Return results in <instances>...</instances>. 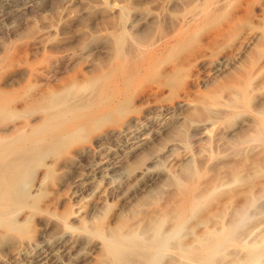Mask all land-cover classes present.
<instances>
[{
  "label": "rangeland",
  "instance_id": "1",
  "mask_svg": "<svg viewBox=\"0 0 264 264\" xmlns=\"http://www.w3.org/2000/svg\"><path fill=\"white\" fill-rule=\"evenodd\" d=\"M14 1L0 5V158L5 161L0 165L17 154L28 158L17 185L18 195H27L22 203L34 205V215L50 211L68 217L75 229L124 222V232L153 228V235L164 237L176 228L171 245L184 249L190 264H200L205 257L190 250L202 244L207 252L221 242L233 214L251 201L233 242L204 263L264 264V0H40L27 8L25 0ZM235 78L248 89L239 98L228 88ZM53 113V121L43 125ZM81 120L89 121L77 130ZM205 121L212 122L206 132L196 127ZM160 128L162 135L130 156L122 148L126 138L112 134L113 129L152 134ZM92 163L105 170L118 166L127 178L114 186L100 178L91 183ZM146 166L148 175L133 177ZM97 185L99 197L87 193ZM17 206L13 218L22 225L19 230L0 228L1 264L18 263L12 247L46 226L24 221L22 205ZM94 206L98 217L92 219ZM52 247L44 250L45 264L83 260L78 247L73 253ZM165 256L156 264H180ZM134 259L151 264L145 254Z\"/></svg>",
  "mask_w": 264,
  "mask_h": 264
},
{
  "label": "bare ground",
  "instance_id": "2",
  "mask_svg": "<svg viewBox=\"0 0 264 264\" xmlns=\"http://www.w3.org/2000/svg\"><path fill=\"white\" fill-rule=\"evenodd\" d=\"M40 0H25L24 4H23V7L24 8H27L29 6H32L33 4L35 3H38ZM46 2V1H45ZM49 2V1H48ZM11 3H15L14 0H0V5H10ZM18 3V2H17ZM22 4V3H21ZM14 5V4H13ZM6 7V6H5ZM9 7V6H8ZM14 7V6H13ZM17 9V8H16ZM21 8L18 9V11L21 12ZM17 11V10H16ZM23 11V10H22ZM19 12V13H20ZM14 13V12H13ZM21 14V13H20ZM246 37V36H245ZM249 37L250 36H247L245 39H244V42H247L249 41ZM243 40V39H241ZM240 40V41H241ZM242 53V52H241ZM221 60V59H220ZM226 59L222 60L221 62L219 63H216V64H221L223 61H225ZM226 63V62H225ZM223 64V63H222ZM121 65V64H120ZM214 67V66H213ZM217 67V66H216ZM122 68V67H121ZM219 69V68H218ZM244 77V76H243ZM242 77V78H243ZM238 79L239 76L237 77ZM245 79V78H244ZM233 81V84L230 85V87H228L231 92H232V97H235V98H239L240 96L242 97V95L245 93V90L247 91V86L246 85H243L242 81L238 80L236 81V78L235 80H232ZM74 85V84H73ZM72 85V86H73ZM69 89V87H68ZM67 89V90H68ZM73 89V87H72ZM71 91V89H69ZM229 90V91H230ZM68 93V92H66ZM234 93V94H233ZM248 94V93H247ZM235 95V96H233ZM53 96V95H52ZM51 96V97H52ZM247 96V95H246ZM53 98V97H52ZM50 97H48L47 99H45V101H49ZM181 99V98H180ZM184 98H182L181 100H183ZM242 99V98H241ZM248 99V98H247ZM186 100V99H184ZM240 100V99H238ZM189 101V100H188ZM243 101V100H242ZM51 102V101H50ZM109 102V101H108ZM180 102V101H179ZM247 102V101H246ZM114 103V102H112ZM177 103V102H176ZM234 103V102H233ZM240 103V102H239ZM72 104V102L69 103V105ZM187 103L185 101H181L179 103L180 106H183V105H186ZM231 104V103H230ZM235 104V103H234ZM233 104V105H234ZM168 105V104H167ZM246 105V104H245ZM112 106V105H111ZM191 106V105H190ZM247 106V105H246ZM185 107V106H184ZM108 108V107H107ZM110 108V107H109ZM165 108V107H164ZM160 109V108H159ZM162 109V108H161ZM160 109V110H161ZM176 108L174 107V110ZM51 109H44L43 111L44 112H47ZM159 110V111H160ZM167 110V109H166ZM107 111V110H106ZM112 112V109L110 110ZM114 112V111H113ZM161 112V111H160ZM107 113V112H105ZM109 113V112H108ZM166 113V112H165ZM104 114V113H103ZM102 114V115H103ZM55 115H57V113H53L52 115L49 114L48 116H46L44 119H43V125L47 124V123H50L53 121V118H55ZM101 115V116H102ZM258 115V113H257ZM263 118H264V112H263ZM169 116V115H168ZM251 117V116H250ZM100 118V117H99ZM167 118V116H166ZM175 119V116L173 117ZM152 119V118H151ZM172 120V119H171ZM170 120V121H171ZM182 120V119H181ZM180 120V121H181ZM82 121V122H81ZM79 121L78 126L76 129L78 130H81L84 125L83 122H86L88 123L89 120H81ZM152 121V120H151ZM129 122V121H128ZM163 122V121H162ZM165 122V121H164ZM168 122V121H167ZM85 123V124H86ZM173 123V122H172ZM194 123V122H193ZM199 123V122H197ZM211 123L212 122H209V121H205L203 123H199L198 125H196V127L198 129H206L208 131V127L210 126L211 127ZM145 124V122H144ZM149 124V123H148ZM177 124V123H176ZM131 125V124H130ZM133 125V124H132ZM135 125V123H134ZM155 125V124H154ZM178 125V124H177ZM193 125V124H192ZM191 125V126H192ZM213 125V124H212ZM258 125V123H257ZM149 126V125H148ZM263 128H264V123L262 124ZM75 127V126H74ZM74 127H70L69 129H67V132H65V136L66 135H69V131H71ZM172 127V126H171ZM120 128V127H119ZM126 128V127H124ZM127 128L128 125H127ZM157 128V127H156ZM259 128V126H258ZM257 128V129H258ZM75 129V130H76ZM134 129V128H133ZM132 129V130H133ZM149 129V128H148ZM170 129V128H168ZM131 130V131H132ZM152 130V128H151ZM154 130V129H153ZM174 130V129H173ZM205 130V132H206ZM164 131V128H160L159 130H157L155 133H147V132H140V133H136L134 134L135 132H130V130L128 129H113L112 131V134L115 135V136H119L121 138H126L125 141L123 142V149H126L125 154L126 152L129 153L128 155L130 156L131 153H137L139 152V150L141 148H143L145 145H147L150 141H152L151 139H153V137H157V135H162L161 133H163ZM202 131V130H201ZM200 131V132H201ZM139 132V131H138ZM169 132V131H168ZM198 131H196L197 133ZM111 133V132H110ZM35 134V133H33ZM63 134V136H64ZM106 135V134H105ZM110 135V134H109ZM204 135V134H203ZM37 136V134H36ZM71 136V135H70ZM35 137V135H34ZM33 137V138H34ZM118 137V138H119ZM112 138V137H111ZM117 138V137H116ZM31 138H28V141L30 140ZM53 142L57 141V138H52ZM99 139V137H98ZM97 139V140H98ZM121 140V139H120ZM119 140V142H120ZM50 141V140H49ZM155 141V139L153 140ZM99 142V141H98ZM118 142V140H117ZM114 143V144H117ZM43 144V143H42ZM97 144H100V143H97ZM153 144V143H152ZM171 144V143H169ZM35 145V144H34ZM33 145V146H34ZM39 145V144H38ZM38 145H36L37 147H39ZM41 145V144H40ZM120 145V144H119ZM151 145V144H150ZM25 146V144L23 145ZM115 146V145H114ZM118 146V145H117ZM172 146V145H171ZM174 146V145H173ZM177 146V145H175ZM28 147V146H27ZM148 147V146H147ZM40 148V147H39ZM110 148V147H109ZM118 148V147H117ZM167 148V147H166ZM173 149H176V147H171ZM170 148V149H171ZM102 149V148H101ZM100 149V150H101ZM113 149V148H112ZM145 149V147H144ZM172 149V150H173ZM36 150V149H35ZM111 150V149H110ZM115 150V149H114ZM118 150V149H117ZM122 150V149H121ZM82 151V150H81ZM143 151V149L141 150ZM174 151V150H173ZM172 151V152H173ZM29 152V151H27ZM36 152V151H34ZM40 152V151H38ZM36 152V153H38ZM78 152V151H77ZM145 152V151H144ZM164 152V151H163ZM170 152V151H169ZM171 152V153H172ZM79 153V152H78ZM98 153V152H97ZM121 153V152H120ZM168 153V152H167ZM170 153V154H171ZM2 154V153H1ZM35 154V153H34ZM95 154V153H94ZM169 154V155H170ZM36 155V154H35ZM81 156V155H80ZM102 156V155H101ZM100 156V157H101ZM135 156V155H134ZM29 157L31 158V154L29 155ZM136 157L138 158V155H136ZM155 157V156H153ZM159 157L161 156H156V158H152L153 161H156L154 163H158V160H159ZM167 157V155H166ZM27 158V157H26ZM34 158V157H33ZM32 158V159H33ZM79 158V157H78ZM92 158V157H91ZM90 158V160H92ZM110 158V157H109ZM108 158V159H109ZM127 158V157H126ZM165 158V157H164ZM114 159V158H113ZM112 159V161H113ZM117 159V158H116ZM129 159V158H128ZM133 159V158H132ZM163 159V157H162ZM6 160V159H4ZM27 159H25V155L23 154H17V157L16 158H13V160H6V164L4 165H0V228L1 230L4 232L6 230H14V228L16 227V231L19 230L17 229L18 228V225L20 226L21 224H19L17 222V220L15 218H13V216L15 215V212L13 211L14 208L18 207L17 204H21L22 205V209L21 210H18L21 214L25 213L26 216H24V221H29L30 219H35L36 221H39V223L41 224L42 221H44V223H46V226H45V229L44 231L42 232H39L37 235H34V236H26L24 238H22L21 240H19V242H17V244L15 246H13L12 248V253H14L18 259H19V262L16 263V264H45L46 263V257L44 256V250L47 249L48 247L50 246H53V247H56V249L59 250H63L64 252H71L73 253L72 251L76 250V247H78L77 249H80V251H82V253L84 254L83 256V260L79 261L78 259L75 261V264H135L133 262V260H135L134 258L136 256H139V255H146V258L149 256L150 258V261H151V264H156L157 260H159L160 258H162V256H165L168 254L171 256V257H174L173 261L176 260H179L180 261V264H190L191 263V259L190 257H188L189 254H187L186 252V249H185V253L187 254V257L184 255V252L182 249V251L178 250L177 247H174L171 245V236L174 235V233L176 232V228L175 229H172L170 230L169 232H167V234L163 237H161V235H153V228H151V230H149L150 228H145L142 230V232H139L137 233V231H131L129 229V226L128 228L126 229H129L130 232H124L123 229H124V222L125 219L122 221L123 224H121L120 226L118 227H105L102 225H84L82 227H78L77 229H75V227L69 225L71 223H67L65 218L63 216H59L57 215L55 212L54 213H50L49 212H43V214H38V215H34L33 212H36L37 208L34 206V205H24L25 203V198H24V195L23 196H19V192H18V186L20 184V177L21 175L23 174V172L28 169L27 168ZM99 160V159H98ZM138 160V159H137ZM104 161V160H103ZM112 161H109V162H112ZM150 161V160H149ZM152 161V160H151ZM150 161V162H151ZM3 162L5 163V161H3V158H0V163ZM64 162H66L64 160ZM69 162V161H68ZM92 162V161H91ZM114 162V161H113ZM117 162V161H116ZM122 162V161H121ZM148 162V161H147ZM146 162V163H147ZM37 163V162H35ZM95 163V162H94ZM92 163V164H94ZM102 163V162H101ZM99 163V164H101ZM118 163V162H117ZM153 163V164H154ZM91 164V163H90ZM106 164V163H105ZM109 164V163H108ZM150 164V163H148ZM152 164V163H151ZM34 165V163H33ZM37 165V164H36ZM67 165V164H66ZM89 165V164H88ZM104 165V164H103ZM117 165V164H116ZM147 165V164H146ZM58 166L61 167L63 166L61 164V162H58ZM106 166V165H105ZM153 166V165H152ZM31 167V166H30ZM88 167V166H87ZM108 167H112V164L111 166H108ZM107 168V167H106ZM152 168V167H150ZM152 170V169H151ZM35 171V170H34ZM124 171V170H123ZM88 172V179L89 181L91 180V183H94L98 178L101 179V181L103 183H106V184H111V185H116L119 181L121 180H125L127 177H124L123 175V172H122V169H119L118 166H114L112 168H108V169H103V167H101V165H92V166H89V171ZM148 172H149V168L146 166L145 168H140L139 170H137L135 173H134V178L135 177H139V176H144V175H148ZM32 174V173H31ZM150 174V173H149ZM34 175V174H33ZM42 175V174H41ZM131 175V174H130ZM30 177V176H29ZM28 177V178H29ZM129 177V176H128ZM31 178V177H30ZM84 178V177H82ZM130 178V177H129ZM87 179V180H88ZM173 179V178H172ZM81 180V179H80ZM133 180V178H132ZM171 180V179H170ZM182 180V179H181ZM134 181V180H133ZM154 181V180H153ZM177 181V180H175ZM174 181V182H175ZM78 182V181H77ZM100 182V181H99ZM129 182V181H128ZM128 182H125V183H128ZM179 184L181 183V181L179 180L178 181ZM178 182H176L178 184ZM26 183H27V180H26ZM79 183V182H78ZM90 183V182H89ZM151 183V182H150ZM153 183V182H152ZM25 184V183H24ZM43 184V183H42ZM96 184V183H95ZM94 184V185H95ZM98 184V183H97ZM149 184V183H148ZM147 184V185H148ZM170 184V183H169ZM173 183L171 182V185ZM26 185V184H25ZM104 185V184H103ZM127 184H125L126 186ZM151 185V184H150ZM154 185V184H153ZM21 186V185H20ZM24 186V185H23ZM43 186V185H42ZM105 186V185H104ZM180 186V185H179ZM89 186L88 189L86 190L87 193L89 194H93L95 196H98L100 193H101V187L99 185L95 186V187H91ZM23 187L19 188L20 190H22ZM25 188V187H24ZM37 188V187H36ZM40 188V186L38 187ZM77 188V187H76ZM79 188V187H78ZM116 188V186H115ZM181 188V187H180ZM106 189V188H105ZM109 189V187L107 188ZM106 189V190H107ZM148 189V188H147ZM151 189V188H150ZM166 189V188H165ZM185 189V188H184ZM19 190V191H20ZM81 190V189H80ZM112 190H115V189H112ZM181 190H183L181 188ZM23 191V190H22ZM34 191V190H33ZM38 191V189H37ZM42 191V190H41ZM84 191V190H83ZM82 191V192H83ZM85 191V192H86ZM110 191V190H109ZM146 191V190H145ZM144 191V192H145ZM149 191V189L147 190ZM146 191V192H147ZM36 193V191H34ZM33 192V193H34ZM40 192V191H39ZM38 192V193H39ZM79 192V191H78ZM106 192V191H105ZM159 192V191H158ZM22 193V192H20ZM24 193V191H23ZM36 193V194H38ZM44 193V192H43ZM42 193V194H43ZM113 193V192H112ZM115 193V192H114ZM156 193V192H155ZM162 193V192H161ZM160 193V194H161ZM31 194V193H30ZM80 194V193H79ZM84 194V193H83ZM118 194V193H117ZM120 195V194H119ZM144 195V194H143ZM78 196V195H76ZM81 196V195H80ZM79 196V197H80ZM85 196V195H84ZM155 196V194H154ZM157 196V195H156ZM155 196V197H156ZM73 197V196H72ZM99 197V196H98ZM106 197V196H105ZM129 197H131V195L129 194ZM148 197V196H147ZM153 198L154 200H157L156 198ZM29 198V197H28ZM89 197L87 196V199ZM93 198V197H91ZM95 198V197H94ZM93 198V199H94ZM97 198V197H96ZM135 198V197H134ZM151 198V199H152ZM31 199V197H30ZM35 199H38V195H37V198L35 197ZM85 199V198H84ZM86 199V200H87ZM146 199V198H145ZM150 199V200H151ZM25 200V201H24ZM33 200V201H34ZM61 200V199H60ZM96 200V199H95ZM148 199V201H150ZM24 201V203H22ZM29 201V200H28ZM27 201V202H28ZM32 201V200H31ZM38 201V200H37ZM63 201V200H62ZM74 202H76L75 200H73ZM123 201V200H122ZM126 201V200H125ZM124 201V203H125ZM135 201V200H134ZM143 201V200H142ZM153 201V200H152ZM30 202V201H29ZM83 202V201H82ZM154 202V201H153ZM60 203V202H59ZM73 203V202H72ZM80 203V202H79ZM87 203V202H86ZM99 203V202H98ZM101 203V202H100ZM122 203V204H124ZM144 203V202H143ZM142 203V204H143ZM150 203V202H149ZM37 204V203H35ZM85 204V203H84ZM102 204V203H101ZM131 204V203H130ZM133 204V203H132ZM252 202L251 201H248L244 204V207L242 206V208H240V210H238L235 214H233L235 216L234 220L231 222L230 224V229L227 230L226 228V235L224 238L221 239V242H217L215 243V245L209 247L208 251H206V246L204 245H200V247L197 245H199L198 243H196L197 241H195L194 244H196V246H194L193 244V249L194 247H197L198 249L196 250H190L191 253H193L195 255V252H197V255H202V257H205L206 260H204L205 262L208 261L210 259V257L212 255H214V253L218 252L221 248H222V244L224 243H231L233 242V239H234V235H233V232H235V229L237 227V224L239 221V219H243L244 216L246 215V207L251 205ZM88 205V204H86ZM85 205V206H86ZM125 205V204H124ZM128 205V204H127ZM145 205V204H144ZM20 206V205H19ZM67 206V205H66ZM80 206V205H78ZM84 206V205H83ZM126 206V205H125ZM130 206V205H129ZM137 206V205H136ZM187 206V205H186ZM68 207V206H67ZM77 207V206H75ZM81 207V206H80ZM140 206H138L137 209H139ZM181 207V205H180ZM70 208V207H69ZM79 208V207H78ZM129 208V207H128ZM141 208V207H140ZM126 209V208H125ZM124 209V210H125ZM135 209V208H134ZM140 210V209H139ZM91 211V210H90ZM134 211V210H133ZM18 212V213H19ZM86 212V211H85ZM140 212V211H139ZM166 212V211H165ZM178 212V210H177ZM37 213V212H36ZM74 213V212H72ZM82 213V211H81ZM84 213V212H83ZM99 213V212H98ZM168 213V212H167ZM87 214V213H86ZM18 215V214H17ZM74 215V214H73ZM92 219L95 218V217H98V214H97V210L95 209V206L93 207V210L90 212V214ZM130 215V214H129ZM128 215V216H129ZM167 215V214H166ZM165 215V216H166ZM95 216V217H94ZM164 216V215H163ZM15 217V216H14ZM81 216L78 214L75 218L78 219L79 221V218ZM112 217V216H111ZM115 217V215H114ZM169 217V216H168ZM22 218V217H20ZM68 218V217H67ZM66 218V219H67ZM102 218V217H101ZM105 218V217H104ZM126 218V217H125ZM128 218V217H127ZM89 219V218H88ZM151 219V218H150ZM157 219V218H156ZM101 220V219H100ZM106 220V218H105ZM111 220V218H110ZM115 220V219H114ZM113 220V221H114ZM127 220V219H126ZM133 220V219H132ZM78 221L76 224H78ZM85 220H83V223H84ZM99 221V220H98ZM128 221V220H127ZM131 221V220H130ZM160 220H155L154 222H157ZM69 222V221H68ZM73 222V221H72ZM110 222V221H109ZM147 222V221H145ZM29 223V222H28ZM43 223V224H44ZM73 223V224H74ZM89 223V222H88ZM101 223V222H100ZM138 223V222H137ZM30 224V223H29ZM82 223H80L81 225ZM92 224V223H90ZM99 224V223H98ZM131 225V223H129ZM145 224V223H144ZM119 225V222L118 224ZM142 225V224H141ZM154 225V224H153ZM156 225V224H155ZM22 226V225H21ZM25 226V225H24ZM77 226V225H76ZM145 226V225H144ZM151 226V224H150ZM29 227V226H28ZM139 227V226H138ZM132 229V228H131ZM137 229V228H136ZM135 229V230H136ZM140 230V229H139ZM22 231V229H21ZM25 231V230H24ZM128 231V230H127ZM19 232V231H18ZM224 232V231H223ZM1 233V232H0ZM7 233V232H6ZM20 233V232H19ZM164 233V232H163ZM162 233V234H163ZM9 234V233H8ZM21 234V233H20ZM23 234V233H22ZM30 234V233H29ZM225 234V233H224ZM28 235V234H27ZM144 235V236H143ZM18 236V235H17ZM16 236V237H17ZM20 236V235H19ZM141 236H143V239H139ZM222 236V235H220ZM19 239V238H18ZM177 239V238H176ZM205 239V238H204ZM203 239V240H204ZM199 240V239H198ZM202 240V241H203ZM201 241V242H202ZM220 241V240H219ZM175 242V241H173ZM200 242V243H201ZM176 243V242H175ZM7 244V243H6ZM10 244V243H9ZM79 245V246H78ZM181 245V244H180ZM5 246V245H4ZM188 245H186L185 247H187ZM192 246V245H191ZM52 247V248H53ZM183 247V246H182ZM190 247V246H189ZM6 249H4L5 251ZM55 250V248H54ZM188 250V249H187ZM79 251V250H78ZM76 251V252H78ZM7 252V255H8V251ZM48 252V251H46ZM183 252V253H182ZM203 253V254H200V253ZM53 253V252H52ZM63 253V252H62ZM189 253V252H188ZM190 253V254H191ZM64 254V253H63ZM75 254V253H74ZM191 255L192 257L194 255ZM48 255V254H46ZM14 256V255H13ZM54 256H56L54 254ZM67 256V255H65ZM75 256V255H73ZM165 256V257H167ZM62 257V256H61ZM76 257V256H75ZM143 257V256H142ZM196 257V255L194 256ZM200 257V256H198ZM7 258V256H6ZM52 258V257H51ZM82 258V257H81ZM80 258V259H81ZM170 258V257H169ZM257 258V255L254 256V258L252 259L255 260ZM13 259V258H12ZM58 259V257H57ZM70 259V258H69ZM171 259V258H170ZM1 260V258H0ZM72 260V259H71ZM15 262V260H13ZM18 261V260H17ZM58 261V260H57ZM64 261V260H63ZM67 261V260H66ZM204 261L200 264H205ZM248 261V260H247ZM251 261V262H252ZM56 263V260L54 261ZM139 262V261H137ZM50 263V262H48ZM65 263V262H64ZM63 263V264H64ZM178 263V261H177ZM1 264V263H0ZM8 264V263H7ZM54 264V263H53ZM145 264V263H144ZM162 264V263H160ZM168 264H171L168 263Z\"/></svg>",
  "mask_w": 264,
  "mask_h": 264
}]
</instances>
